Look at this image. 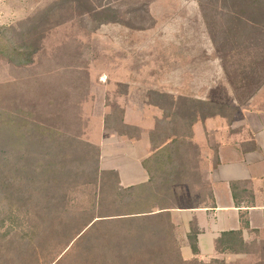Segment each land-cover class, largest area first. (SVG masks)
Segmentation results:
<instances>
[{
    "label": "rangeland",
    "instance_id": "rangeland-1",
    "mask_svg": "<svg viewBox=\"0 0 264 264\" xmlns=\"http://www.w3.org/2000/svg\"><path fill=\"white\" fill-rule=\"evenodd\" d=\"M0 27V182L9 176L14 187L27 183L17 180L30 170L18 163L31 160L15 150L20 129L26 138L50 129L94 143L101 121L107 133L127 135H137L140 128L130 124L140 123L151 128V141L173 140L176 154L194 156L214 154L212 146L193 145L198 122L213 120L220 130L264 124V0H0ZM23 43L30 62L9 61L4 52ZM3 150L13 173L2 168ZM175 191L178 205L194 196ZM81 199L77 194L74 203ZM0 226L10 234L8 221ZM57 232L34 242V252L0 256V264H119L111 251L86 255L78 236ZM258 237L217 243L213 255L181 256L264 264ZM151 257L138 264H156Z\"/></svg>",
    "mask_w": 264,
    "mask_h": 264
},
{
    "label": "trees",
    "instance_id": "trees-1",
    "mask_svg": "<svg viewBox=\"0 0 264 264\" xmlns=\"http://www.w3.org/2000/svg\"><path fill=\"white\" fill-rule=\"evenodd\" d=\"M26 44L11 46L10 52H4L7 59L18 65L29 63ZM26 132L18 131L22 142L15 150L19 149L22 158L31 157L29 161L24 159L18 163L22 169L30 167L17 178L27 183L18 182L14 187L16 178L9 176H1L0 182V190H4L0 200V225L8 221L11 228L9 235L0 231V256L6 261L29 250L34 252V242L46 241V237L57 235L59 230L60 234L70 233V240L76 236L83 240L84 254L94 249L111 251L120 257L119 264H130L135 259L138 264V260L150 256L149 260L156 264H200L182 258L174 237L169 209L177 205L178 195L171 190H121L117 173L100 169L98 145L50 129H46V133L29 134L30 138H26ZM161 143H165V139L157 142ZM174 143L168 141L155 156L181 155L176 154L178 145ZM2 154V168L12 171L8 167L9 164L14 166V162L9 161L7 151L3 150ZM157 165L170 167L171 162L160 160ZM164 169L160 172L163 174L160 186L171 187L177 179H172V174ZM39 183L49 190H38L42 187ZM29 184L34 190H21ZM83 186L92 188L75 190ZM77 194L82 199L75 204ZM42 201L47 202L45 206H39ZM19 221L21 228H16ZM240 238L239 232L223 233L218 243L231 244L237 239L241 242ZM189 240L195 251V240L191 236Z\"/></svg>",
    "mask_w": 264,
    "mask_h": 264
},
{
    "label": "crops",
    "instance_id": "crops-1",
    "mask_svg": "<svg viewBox=\"0 0 264 264\" xmlns=\"http://www.w3.org/2000/svg\"><path fill=\"white\" fill-rule=\"evenodd\" d=\"M102 122L94 141L100 148L99 167L117 173L121 190L193 193L189 204L169 209L174 237L185 258L213 255L223 233L239 232L244 242L264 236V124L240 122L220 130L213 120H204L197 123L199 136L193 145L212 146L213 155L205 150L200 155L158 158L154 153L168 141L153 143L151 128L132 123L140 128L137 135L107 133ZM160 160L170 161L171 166L157 165ZM163 169L177 179L171 187L160 186ZM189 236L195 240V251Z\"/></svg>",
    "mask_w": 264,
    "mask_h": 264
}]
</instances>
